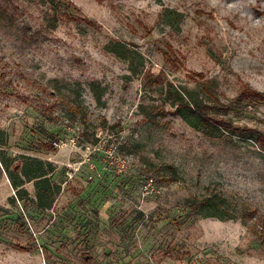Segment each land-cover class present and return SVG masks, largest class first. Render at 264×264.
<instances>
[{
    "label": "rangeland",
    "instance_id": "374dc122",
    "mask_svg": "<svg viewBox=\"0 0 264 264\" xmlns=\"http://www.w3.org/2000/svg\"><path fill=\"white\" fill-rule=\"evenodd\" d=\"M261 138L264 0H0V264H264Z\"/></svg>",
    "mask_w": 264,
    "mask_h": 264
},
{
    "label": "trees",
    "instance_id": "16d2710c",
    "mask_svg": "<svg viewBox=\"0 0 264 264\" xmlns=\"http://www.w3.org/2000/svg\"><path fill=\"white\" fill-rule=\"evenodd\" d=\"M204 89V88H203ZM206 89V90H205ZM204 89V93L206 94V97L212 101V106H209V100L206 101H195L190 98V96L185 94V98L180 94L176 93L173 103H177V114L182 116L188 123H190V126H192L194 129L201 130L206 135L210 136L208 130L210 129V123H214L215 127H222L225 122H223L222 119H209L207 116H209V110H213L216 115H220V113H225L228 109L232 107L233 104L242 101L243 99H250V97H254L255 99H259L260 95L255 93H249L252 96H245L242 94V96H239L235 101L230 102L229 104L223 106L218 103L217 98L212 94L211 91H209L207 88ZM188 96V98H187ZM245 96V98H243ZM246 101V100H244ZM248 105V104H247ZM181 110H186L190 114H195L197 120L190 121L186 114L182 112ZM213 115V114H212ZM213 120V122H212ZM260 143L264 141V138H261ZM264 145V144H262ZM36 164L38 166L45 165L44 168L46 170H40V168H35L34 170H31V164ZM52 165L48 163H43L38 160H32V159H25V162L21 164L20 168L17 170H20L22 173L23 179L25 182H30L35 180V186L37 189V197L39 201L41 202L44 195L46 194L48 183H47V175L52 170ZM33 171V172H32ZM12 179V186L14 188L21 187L23 185L24 180H20L19 182H16L14 177H11ZM222 202V201H221ZM220 200H218L217 196L214 195L212 197H207L202 200H193L189 201L187 206V217L190 215L195 216H201V217H214L218 218L219 220H226V219H232V216H229L228 214H225L227 216H223V212H216L217 209L220 208V206H223ZM220 213V214H219ZM227 213V212H224Z\"/></svg>",
    "mask_w": 264,
    "mask_h": 264
}]
</instances>
